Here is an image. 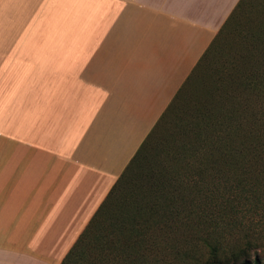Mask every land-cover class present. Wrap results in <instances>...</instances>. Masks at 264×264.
<instances>
[{"label": "crops", "instance_id": "obj_1", "mask_svg": "<svg viewBox=\"0 0 264 264\" xmlns=\"http://www.w3.org/2000/svg\"><path fill=\"white\" fill-rule=\"evenodd\" d=\"M238 0H0V264H59Z\"/></svg>", "mask_w": 264, "mask_h": 264}, {"label": "trees", "instance_id": "obj_2", "mask_svg": "<svg viewBox=\"0 0 264 264\" xmlns=\"http://www.w3.org/2000/svg\"><path fill=\"white\" fill-rule=\"evenodd\" d=\"M185 232L204 264H264V0H238L59 264L176 262Z\"/></svg>", "mask_w": 264, "mask_h": 264}, {"label": "rangeland", "instance_id": "obj_3", "mask_svg": "<svg viewBox=\"0 0 264 264\" xmlns=\"http://www.w3.org/2000/svg\"><path fill=\"white\" fill-rule=\"evenodd\" d=\"M193 105V101L190 100L189 105ZM162 132V131H161ZM140 164H138L131 173H127L125 178L128 182V186L131 185H138L137 178H134L133 176L136 174H140V171H142L143 174H152L156 173V168L158 164V160L154 153V147L153 145H150L145 148L144 152V158H140ZM143 169L147 172L144 173ZM125 180V179H124ZM143 180V179H142ZM148 183V182H147ZM126 184V183H125ZM127 187V184L125 185ZM124 193H126L125 198L128 196V190L127 188H124ZM123 197L120 196V199H118V206H121L124 201ZM170 237L174 238L175 243L181 248L179 256L176 255V262L173 260L171 255L163 250V253L159 256L161 258V261L159 264H204L205 259V251L201 250L197 243H195L194 240H191L190 236L186 234L180 233V234H168ZM177 241V242H176ZM169 244L171 245L170 241ZM159 253V252H158ZM163 259V260H162Z\"/></svg>", "mask_w": 264, "mask_h": 264}]
</instances>
